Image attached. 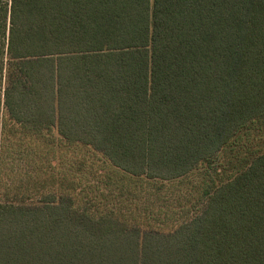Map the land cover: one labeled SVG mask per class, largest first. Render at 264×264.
Returning <instances> with one entry per match:
<instances>
[{"label":"trees","instance_id":"1","mask_svg":"<svg viewBox=\"0 0 264 264\" xmlns=\"http://www.w3.org/2000/svg\"><path fill=\"white\" fill-rule=\"evenodd\" d=\"M263 117L264 0H0V264H264V150L160 231L79 199L69 178L46 190L33 147L56 130L115 175L173 182L236 157ZM11 146L29 158L24 186L4 178Z\"/></svg>","mask_w":264,"mask_h":264},{"label":"rangeland","instance_id":"2","mask_svg":"<svg viewBox=\"0 0 264 264\" xmlns=\"http://www.w3.org/2000/svg\"><path fill=\"white\" fill-rule=\"evenodd\" d=\"M22 133L11 141L14 143L26 139L29 143L31 136H26L24 131ZM235 138L233 147L236 157L227 150L220 163L204 164L190 177L173 182H152L143 177L133 180L132 177L129 179L115 175L114 169L100 151L80 143L63 142L56 130L41 134L40 138H36L39 142L36 141L33 147L46 157V178L50 176L49 181H46V190L53 186L67 191L68 183L64 182V178H69L78 184L75 194L79 199L88 196L96 202L104 200L127 225L167 231L204 209L207 197L203 198V193L212 180L231 174L236 167L239 168V164L245 166L253 154L264 150V117L247 126ZM11 147L14 148L8 153L10 157H7L4 178L9 183L15 181L18 186H24L18 175L25 171V162L29 158L24 149ZM30 159L31 164L34 162L36 166L40 161L37 156ZM11 163H14L15 171L11 170ZM11 171L13 175H10ZM111 178L119 180L111 182Z\"/></svg>","mask_w":264,"mask_h":264}]
</instances>
